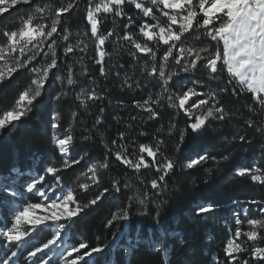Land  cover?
Masks as SVG:
<instances>
[{
	"label": "trees",
	"instance_id": "trees-1",
	"mask_svg": "<svg viewBox=\"0 0 264 264\" xmlns=\"http://www.w3.org/2000/svg\"><path fill=\"white\" fill-rule=\"evenodd\" d=\"M98 1L92 0L93 6ZM69 3L75 4V7L61 16L57 34L42 45L44 52H49L48 45L55 41L57 69L49 72L48 82L31 111L14 127L9 126L0 131V179L18 178L23 181L44 176L43 183L46 185H57L58 179L65 191H74L81 204L93 199L104 188L109 189L104 199L84 209L67 227V251H71L74 246L78 247L81 242L88 244L87 250L106 246L103 253L85 256L78 264H216L217 261L227 264L224 248L235 230L239 228L242 232L248 231L249 218L264 219V212L261 211L264 207V184L252 181L248 176L236 175L240 168L264 169V135L256 130L264 125V112L250 93L242 91L235 83L227 84L226 71L221 70L218 79L209 81L208 73L202 66L203 61L198 63L196 71L183 73L171 59L166 74L176 71L179 75L169 82L170 93H182L188 87H193L196 81L197 91L205 93L209 91V86L217 92L220 87L227 86L229 91L217 96V106H223L230 117L224 120L209 119L206 128L196 133L188 127L195 116L189 119L183 111L170 106L166 100L161 101L159 106L152 105L159 113L156 119H149L147 112L137 108V102L142 104L149 96L155 100L162 91V84L156 82L157 78L149 77L145 69L150 70L153 64L159 69L167 46L148 42L156 55V59L152 60L151 55L139 53L130 42L118 40L117 37L130 34L134 40L144 43V38L139 33L140 25L157 22L162 26L166 25L168 18L163 16L158 6L151 3L148 4L153 8L155 19L143 16L130 3L123 6V18L114 17L113 14H99L102 21L100 33H113L103 46L106 53L103 65L106 75H101V65L95 62L98 59L96 44L86 20L89 0H33V4L10 7L0 15V44L6 43L3 30L18 29L21 19L34 13L35 7H45L46 12L43 18L36 15L34 23L50 26L55 19V11ZM129 16L133 23L125 28ZM60 29L69 34L67 41L61 39L64 32ZM203 31L201 29L196 32L194 29L193 33L185 34L182 37L184 46H207L215 51L216 42L205 37ZM196 35L200 36L199 40L195 39ZM80 40L87 44V49L84 52L74 49L73 53L66 56L64 48L69 44L76 45ZM44 52L28 67H39L50 62L51 55L45 59ZM131 53H135V56ZM9 62H13L11 57ZM69 68L74 80L72 85L67 83ZM126 76L131 78L128 81L133 84L131 89L121 86ZM34 78L33 73L21 69L11 79L0 83V113L14 106L19 93L28 88ZM134 81L139 82L140 87L137 88ZM232 88H236V95L232 94ZM92 89L102 99L87 101L86 105H81L77 96L82 90L87 92ZM61 91L66 92L67 96L57 101L55 97ZM168 94L165 93V96ZM199 99H207V96L193 97L189 104ZM213 103L210 100L203 108ZM203 108L194 109V112L201 114ZM252 108L256 109V114L250 111ZM55 113H59L56 121L59 127L54 129L51 117ZM73 113L76 114L75 120L72 118ZM97 118L101 121L98 124ZM249 119L254 121L253 126L247 123ZM173 124L175 128L169 134L168 129ZM70 125L73 142L69 157L83 159H80L79 164L57 173V178L54 179L46 174L45 169L48 166L60 167L63 160L53 141V133L59 132L65 136L68 134L65 129ZM121 133L124 134L123 139L120 138ZM181 134L184 136L182 141ZM85 136H90V139L85 140ZM241 136L245 137L243 141ZM157 140L163 141L160 153L157 154V165L164 162V157L175 164L164 181L158 180L161 173L155 166L136 171L115 159L114 153L121 151L123 146L127 149V158L135 161L141 155L139 145L146 144L155 148ZM113 141L116 143L113 144ZM142 155L146 161L151 162L146 153ZM199 155L206 156L207 160L192 169L184 167L189 159H195ZM105 160L108 161L109 168L99 170V185H93L87 192L81 190L79 184L91 183L82 173L87 172L91 164H99ZM18 172L22 175H17ZM154 179L161 185L160 189L152 188L151 181ZM115 181H119V192L113 189ZM125 183L131 187L124 188ZM18 191L24 195L22 188L18 187ZM27 197L32 202L39 200L35 194H28ZM141 199L145 200L143 205L139 203ZM13 202L9 195L0 191L2 228L5 224L10 226ZM207 204H212L215 211L197 215L196 208ZM119 208H127L130 219L108 225V220ZM237 219L242 223L236 224ZM63 223L68 224L67 221ZM53 235L50 228L38 230L26 243L22 254L18 253L10 264H34L27 260L28 252L43 246ZM261 235L264 236V230H261ZM241 240H246V237L241 236ZM248 243L251 245V242ZM257 244L264 247V241L258 240ZM87 250L74 252L72 259H77ZM5 253L10 256L11 249L0 236V261L7 258ZM241 258L248 259L249 264H253L247 253L241 254ZM55 261L49 264H57ZM236 264H240V261Z\"/></svg>",
	"mask_w": 264,
	"mask_h": 264
},
{
	"label": "snow or ice",
	"instance_id": "snow-or-ice-1",
	"mask_svg": "<svg viewBox=\"0 0 264 264\" xmlns=\"http://www.w3.org/2000/svg\"><path fill=\"white\" fill-rule=\"evenodd\" d=\"M126 3L133 4L134 7L143 14L145 17H152L153 8L145 7L140 0H101L93 6L92 0H89V5L86 8V20L90 25V34L94 38L96 44V63L101 65L99 71L101 75H106L104 69V57L106 55L103 50L105 41L113 35L110 31L107 35L100 33V25L102 23L99 14H113L114 17L125 16L123 6ZM153 5H162V14L168 18L166 25L143 23L139 27V33L144 38V43H140L133 39L130 34H126L117 39H123L132 44V46L139 52L145 55H151L152 60L156 59V55L153 47H149L148 42H152L154 45L167 46L162 56L163 64L157 68L153 64L149 69H145L149 77L157 78L156 82L162 84V91L157 95V98L153 100L151 96L144 100L143 103L137 102L136 107L147 112L149 119H156L159 113L153 108L152 105L159 106L161 101H167L170 106L175 107L191 119L195 116V119L188 127L193 132L201 130L209 119L224 120L230 117L223 106L219 105L217 96L221 93L229 91L227 86L220 87L219 92L212 90L209 86V91L199 92L196 85L198 81L194 82L193 87H188L182 93H170L168 89L169 82L174 76H178L179 73L171 71L166 74V68L168 62L171 59L176 65L179 66L180 72L189 73L197 70V65L203 61V68L208 73L209 81H213L219 78V72L221 70L226 71L228 76L227 84L231 85L235 83L242 91H246L251 94L252 98L259 106L260 110L264 112V0H151ZM17 4H33V0H0V15L8 11L10 7ZM75 4L69 3L66 6L60 7L55 11V19L52 20L51 25L34 23L36 15L40 18L44 17L46 12L45 7H35V12L28 15L26 18L21 19L20 27L16 30L8 31L3 30L2 34L6 37V43L0 44V83H4L6 80L11 79L14 73L21 69H27L29 72L35 75V78L31 80V85L25 90L19 93L18 99L15 104L9 110L0 113V131H3L9 126H15L22 118H24L30 111L37 100L41 97L42 91L45 88V84L49 79V72L53 69H57L58 61L55 53V41L48 45L49 52H44L42 45L54 34H57L61 16L69 13ZM168 9L171 11H164ZM200 17L198 20L197 17ZM128 23L124 25L128 28L133 23L132 17H127ZM173 26H176L175 28ZM47 29V30H46ZM155 29V30H154ZM199 32L203 29V35L210 38L211 41L216 42V50L212 51L209 47L196 48L194 46L186 47L182 43V37L185 34L193 33V31ZM64 32L63 29H60ZM88 35V33H85ZM61 39L67 41L69 34L64 32ZM196 40L200 39L199 35L195 36ZM222 42V49H221ZM83 45V47H81ZM31 46V47H29ZM74 49L84 52L87 49V44L80 40L76 45L69 44L64 48V53L67 56L69 53H73ZM41 52H44V57L47 59L49 54L51 55L50 62L45 63L39 67L33 65L31 68L28 66L37 59ZM174 52L176 55L174 56ZM31 53V54H30ZM208 53V55H203ZM135 56V53H131ZM9 57L13 62H9ZM26 57V58H25ZM182 61H185L182 63ZM219 65V68H218ZM55 76V74H53ZM117 75H119L117 73ZM130 77H125L122 83V87L131 89L133 84L128 81ZM61 83L63 81L61 80ZM67 83L72 85L74 80L72 78V72L69 68ZM135 86L140 87V83L133 82ZM233 95L237 94L236 88H232ZM165 93H169L165 96ZM67 93L61 91L55 99L61 100L62 97H66ZM207 96V99L193 100L191 104L189 101L193 97ZM81 105H86L87 101H95L102 99L95 89L84 92L77 96ZM214 103L211 106L203 108L209 104V101ZM201 114H196L194 109H202ZM250 111L256 114V109L252 108ZM103 112V109H100ZM59 117V113H55L51 120L52 128L59 127L56 122ZM73 120L76 118V114H72ZM134 119V117H133ZM100 119L97 118L96 123H100ZM249 126L254 125V121L249 119L247 121ZM95 126V125H94ZM175 125H171L168 129L169 134L174 130ZM262 135H264V125L257 127L256 129ZM68 133L63 138H60L53 133V141L58 149L61 157L62 164L60 167L48 166L45 169L46 174L51 175L54 179L57 178V173L63 169L72 167L75 164L80 163V159L83 157L72 158L69 157V148L73 142V136L71 135V125L68 129H65ZM143 135V133H141ZM124 134H120V138L123 139ZM85 140L90 139V136H85ZM184 139L183 134L180 136V140ZM243 141L245 137L241 136ZM116 141H113L115 144ZM163 144L162 140L156 141V147L151 145L141 144L139 145V152L141 155L137 157L135 161L128 159L125 153L127 149L121 146V151L114 153L115 159L122 165L129 168H133L139 171L141 168H148L155 166L156 170L161 173L158 177L159 181H164L165 177L173 171L175 164L171 159L164 157L163 163L157 165V154L160 153V145ZM111 151V149H109ZM143 153L147 154V157L151 158V162L145 160ZM228 159L227 156L224 157ZM207 157L199 155L195 159H189L184 165L188 169H192L197 165L206 161ZM109 163L105 160L99 164H91L87 172L82 173L86 176L91 183H81L78 187L87 192L93 185H99L100 177L99 170H107ZM15 171V170H14ZM91 173L89 176L88 174ZM17 175H22L18 172ZM236 175L240 177L248 176L252 181L260 182L264 184V169L260 167L240 168L236 171ZM44 176H39L33 182L28 183L27 192L34 193L40 197V202H27L20 208L16 209L12 213V219L9 221L10 227L5 224L3 228H0V236L4 237V241L7 243L11 251L10 256L6 255V259L0 261V264H9L13 261L18 253L22 254V246L26 244L27 239L32 236L41 228H51L52 223L56 224V231L51 239H48L43 247H36L34 251H29L27 260L34 262V264H48V260H44L42 257L40 260L35 258L38 254L43 253L45 249H50L57 245V242L61 240V234L65 232L66 228L73 222L74 218L78 216L84 209L96 205L99 201L105 198L109 193L108 188H104L93 199L87 203L81 204L77 200L76 195L72 189H65L59 185L57 179V186L52 187L49 185L50 191L54 194L57 189L62 193L60 196H55L50 199L47 190L42 191L37 185L42 184ZM113 189L116 192L120 191L119 181L113 182ZM153 189H160L161 185L157 180L151 181ZM124 188H130L131 185L125 183ZM0 191L8 193V186L0 183ZM21 193L12 191V197H18ZM133 199V198H130ZM11 203V201H9ZM141 205L145 203V200L139 201ZM255 203V202H254ZM197 215L210 214L215 211L212 204L199 205L196 208ZM264 212V207L261 208ZM143 214V213H142ZM159 213H157V216ZM130 219L127 208H119L113 213L111 219L108 220V225L113 224L119 220ZM61 221H67L68 224L60 223ZM51 222V223H50ZM240 219L236 220V224H241ZM247 224L250 226L249 230L242 232L237 228L233 234V237L229 239L224 248L225 259L227 264H236L239 260L240 264H249L248 259H242L241 254L247 253L251 258L253 264H264V247L259 246L257 241H264V236L261 235V230H264V219H247ZM241 236L246 237V240H241ZM248 242H251L249 245ZM105 247H92L90 250L87 243H79L78 247H72L68 253L69 256L72 253H79L82 249L87 250L83 255H79L77 259L70 261V264H78V261L84 260L85 256L92 257L94 254H101L105 251ZM161 247H164L163 245ZM166 251V248H165ZM216 264H220L219 261Z\"/></svg>",
	"mask_w": 264,
	"mask_h": 264
},
{
	"label": "rangeland",
	"instance_id": "rangeland-1",
	"mask_svg": "<svg viewBox=\"0 0 264 264\" xmlns=\"http://www.w3.org/2000/svg\"><path fill=\"white\" fill-rule=\"evenodd\" d=\"M101 2V0H99L97 3H100ZM140 2H142L143 4H144V6L145 7H150L149 6V4L148 3H151V0H140ZM96 3V4H97ZM152 4V3H151ZM153 5V4H152ZM156 6H158V9H159V11H161V9H162V5H156ZM164 11H171V10H168V9H164ZM162 12V11H161ZM174 28L176 27V26H173ZM0 63H2V62H0ZM55 133V135L56 136H58V137H60V138H63L64 136L63 135H61V133H59V132H54ZM69 154H70V148H69ZM68 154V155H69ZM35 179H32V180H18V178H13V179H10V178H1L0 179V183H3V184H5L6 186H8V193H7V195H9L13 200H14V202L12 203V210L14 211V210H16V209H18V208H20L21 206H23L24 204H26L27 202H32L27 196H28V194H34V193H29V192H27V185H28V183H31V182H33ZM50 185V184H49ZM49 185H46L45 183H43V184H38L37 186L42 190V191H45V190H47L48 191V193H49V197H50V199L53 197V195H55V196H60V195H62V193L59 191V189H57V191L53 194L51 191H50V189H49ZM52 187H56L57 185L54 183V184H52L51 185ZM18 187H20V188H22V190H23V192H24V195H23V193H21V195L20 196H18V197H12L11 196V192L12 191H17V192H19L18 191ZM37 198H39V200L38 201H36V202H40V197H38L37 195H35ZM36 202H33V203H36ZM13 211L11 212V218H12V213H13ZM51 223V222H50ZM60 223H63V221H61ZM10 227V226H9ZM56 224L55 223H52V226H51V228L50 229H52V231H53V233H55V231H56ZM0 228H2L1 226H0ZM42 229V228H41ZM48 229V228H47ZM35 233H37V232H35ZM35 233H33L32 234V236L35 234ZM66 233H67V228H66V230H65V232H63L62 234H61V240L60 241H58L57 242V245L56 246H53V247H51L50 249H45L44 250V252L43 253H40V254H38V256L35 258V259H38V260H40L41 259V257L44 259V260H48V264L50 263V262H52V261H54V260H56L55 262H57V264H70V261H72V260H74V259H72V255L74 254V253H72V255L71 256H69V252L70 251H67L66 250V242H65V235H66ZM31 236V237H32ZM3 239H4V237L3 236H1ZM31 237L30 238H28L27 239V242L26 243H28L29 241H30V239H31ZM6 243V242H5ZM26 245V244H25ZM25 245H23L22 246V249H24V247H25ZM41 247H43V246H41ZM10 249V248H9ZM21 249V250H22ZM12 250H15V249H11V251ZM35 250V249H34ZM34 250H32V251H34ZM14 261V260H13ZM13 261H10L9 262V264L11 263V262H13ZM54 262V263H55Z\"/></svg>",
	"mask_w": 264,
	"mask_h": 264
},
{
	"label": "water",
	"instance_id": "water-1",
	"mask_svg": "<svg viewBox=\"0 0 264 264\" xmlns=\"http://www.w3.org/2000/svg\"><path fill=\"white\" fill-rule=\"evenodd\" d=\"M207 124H208V122L206 123V125H205L201 130H199V131L196 132V133H199V132L203 131V130L206 128Z\"/></svg>",
	"mask_w": 264,
	"mask_h": 264
}]
</instances>
